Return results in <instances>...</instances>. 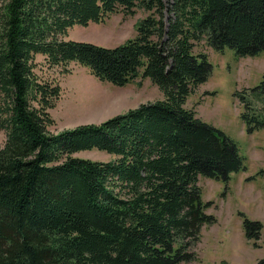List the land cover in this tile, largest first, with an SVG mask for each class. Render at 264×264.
<instances>
[{
  "label": "trees",
  "instance_id": "1",
  "mask_svg": "<svg viewBox=\"0 0 264 264\" xmlns=\"http://www.w3.org/2000/svg\"><path fill=\"white\" fill-rule=\"evenodd\" d=\"M138 9L150 15L121 46L68 41L76 25ZM204 41L237 58L264 52V0H0V264L196 260L215 223L201 178L228 181L244 164L236 142L187 107L212 74L209 55L196 53ZM37 56L120 87L151 79L165 98L53 134L62 88L37 74ZM253 93L264 96V81ZM241 102L250 132L264 128L262 112ZM95 149L114 160L75 157ZM245 226L259 239V222L245 217Z\"/></svg>",
  "mask_w": 264,
  "mask_h": 264
},
{
  "label": "rangeland",
  "instance_id": "2",
  "mask_svg": "<svg viewBox=\"0 0 264 264\" xmlns=\"http://www.w3.org/2000/svg\"><path fill=\"white\" fill-rule=\"evenodd\" d=\"M149 15L138 9L134 16L118 12L104 23L76 25L70 30L68 41L106 48L121 46L137 36L139 23ZM196 53L208 54L213 69L208 81L189 96L187 107L195 108L204 122L236 142L244 164L228 181L201 178L202 198L210 203L208 214L215 223L203 228L201 241L195 247L196 260L186 264H257L264 258V128L250 132L243 119L246 107L241 101L245 97L255 112H262L263 119L264 96L256 97L253 91L264 81V52L237 58L232 49L218 52L204 41L196 47ZM37 62V74L57 81L62 88L61 99L51 112L56 120L50 130L53 134L81 125L101 124L142 104L165 98L151 79L140 77L120 87L100 81L77 63H72L70 73L64 74L59 69H49L43 56H37ZM5 140V133L0 132V148ZM75 157L95 162L115 158L96 149ZM245 217L262 225L259 239L248 238Z\"/></svg>",
  "mask_w": 264,
  "mask_h": 264
}]
</instances>
